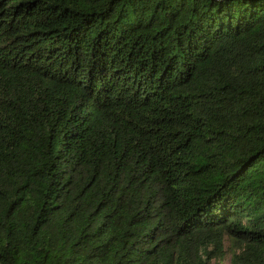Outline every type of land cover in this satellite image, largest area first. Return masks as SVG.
Masks as SVG:
<instances>
[{"label": "trees", "instance_id": "trees-1", "mask_svg": "<svg viewBox=\"0 0 264 264\" xmlns=\"http://www.w3.org/2000/svg\"><path fill=\"white\" fill-rule=\"evenodd\" d=\"M228 253L264 264V0H0V264Z\"/></svg>", "mask_w": 264, "mask_h": 264}, {"label": "rangeland", "instance_id": "rangeland-1", "mask_svg": "<svg viewBox=\"0 0 264 264\" xmlns=\"http://www.w3.org/2000/svg\"><path fill=\"white\" fill-rule=\"evenodd\" d=\"M228 241H227V246H228ZM213 263L214 264H231V254L230 253H228L227 255H226V257L223 259V260H221V261H216V260H213Z\"/></svg>", "mask_w": 264, "mask_h": 264}]
</instances>
